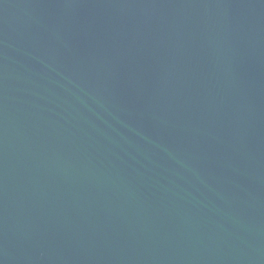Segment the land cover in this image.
<instances>
[{
  "label": "water",
  "instance_id": "95a60500",
  "mask_svg": "<svg viewBox=\"0 0 264 264\" xmlns=\"http://www.w3.org/2000/svg\"><path fill=\"white\" fill-rule=\"evenodd\" d=\"M0 264H264V0H0Z\"/></svg>",
  "mask_w": 264,
  "mask_h": 264
}]
</instances>
